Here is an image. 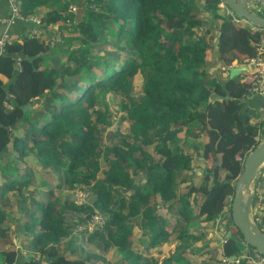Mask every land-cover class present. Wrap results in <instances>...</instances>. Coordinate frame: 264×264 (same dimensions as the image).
<instances>
[{"label": "trees", "instance_id": "16d2710c", "mask_svg": "<svg viewBox=\"0 0 264 264\" xmlns=\"http://www.w3.org/2000/svg\"><path fill=\"white\" fill-rule=\"evenodd\" d=\"M19 1L23 16H40L41 32L29 35L35 25L17 21L15 27L32 26L30 32L12 26L0 53V163L17 155L26 166H0L2 263L38 264L51 257L42 264H187L191 250L205 248L204 240L215 246L218 237L208 234L220 217L232 227L212 260L250 256L253 249L233 224L231 203L245 160L261 141L244 107L247 85L238 76L225 90L209 69L216 67L226 81L224 70L234 62L244 65L231 47L253 57L263 34L237 26L232 17L241 19L228 14L222 0H202L201 8L196 0ZM71 4L78 8L75 15ZM259 10L264 15V7ZM206 21L216 35L197 31ZM71 22L80 43H62L66 50L53 53V28H70ZM215 37L218 61L214 52L209 57ZM109 46L106 54L97 51ZM225 47L230 51L223 57ZM227 91L230 99L208 103L212 93ZM184 131L188 140L179 145ZM29 156H35L32 165L25 161ZM258 179L255 213L264 170ZM78 192L85 205L76 202ZM96 213L105 223L89 231ZM195 218L205 224L202 232L191 230ZM15 233L31 235L24 246L32 253L23 257L11 249ZM133 235L138 240L129 247ZM145 246L164 247L161 263ZM170 246L175 248L168 252Z\"/></svg>", "mask_w": 264, "mask_h": 264}, {"label": "rangeland", "instance_id": "374dc122", "mask_svg": "<svg viewBox=\"0 0 264 264\" xmlns=\"http://www.w3.org/2000/svg\"><path fill=\"white\" fill-rule=\"evenodd\" d=\"M69 1H71V0H69ZM73 1V0H72ZM86 1L87 0H82V3H85L86 4ZM204 2L202 1V0H196V5H197V7L198 8H201V6H202V4H203ZM93 6H95V5H92L91 7H93ZM214 13L213 12H207V15L208 16H212ZM40 17V16H39ZM233 18V21L235 22V24L237 25V26H240V27H245V28H248L249 30H251V31H253V29H252V27L249 25V24H247V23H245L244 21H242V20H238L237 18H234V17H232ZM74 24H76V23H70L69 25H70V28H65L64 26H62V25H57V26H55L54 28H53V32H54V36H53V38L52 39H48V41L50 42L49 44L51 45V51H53V53H59V52H61V53H63V51H65L66 50V48H64V49H62V48H60V46H61V44L62 43H64V45L63 46H70V45H77L78 43H80L79 42V38H77V36L76 35H74L73 34V27H74ZM205 25L203 26V27H201V28H198L197 29V31L199 32V33H202V32H204L205 30H211L212 31V34H215L216 35V30H214V28H212V26L210 25V23H209V21H206L205 23H204ZM221 24V22H219V21H216V26H218V25H220ZM63 29H65V30H63ZM36 31V32H35ZM41 32V30H40V28H39V26H35L34 27V29H33V31L32 32H30V34L29 35H31V34H35V33H37V32ZM103 35H107V36H109L110 35V33H109V31H108V29H106V28H104V33H103ZM44 38V37H43ZM47 37L45 36V39H46ZM47 41V40H46ZM217 41H218V39H216V37L214 38V41L212 42L213 43V46H214V49H213V51L211 50V52H210V54H209V57L210 58H213L214 57V54H213V52L216 54V58H217V61H218V56H219V53H218V47H219V45H217ZM112 50V46H109L107 49H105V50H101V49H99V48H97V51H99L100 52V54L101 55H103L104 53L106 54L108 51H111ZM226 51H230V49L228 48V47H225V52L224 53H222V56L224 57V56H226ZM245 59V58H244ZM243 59V60H244ZM249 59V58H248ZM234 63H236V64H238L237 62H234ZM246 63V61L244 60V64ZM234 65V64H233ZM233 65H232V67H233ZM230 70V69H229ZM224 73H223V76H224V79L225 80H227V76H228V74H229V72L227 73V71L226 70H224L223 71ZM242 74V73H241ZM244 75H246V77H249L250 78V73L249 74H242V75H239V77L237 78L238 80H236V78H234L237 82L240 80V79H242V77L244 76ZM241 81V80H240ZM248 81H250V80H248ZM61 82V81H60ZM241 83V82H240ZM213 94V93H212ZM211 94V95H212ZM210 98V97H209ZM107 99H108V101H110L111 102V99H110V97H107ZM224 101V100H223ZM208 103H209V99H208ZM115 122L118 124L119 122H120V116H118L116 119H115ZM252 123L256 126V134H257V140H259V141H263L264 140V117H256V118H253L252 119ZM179 145L182 143V142H184V141H186V140H188L187 139V137H186V132L184 131V132H182V133H180L179 134ZM107 140V139H106ZM109 141H114L112 138H108V140H107V142H109ZM201 142H203V139H201ZM152 154V153H151ZM11 156H13V155H7V157L5 158V161H3V163H0V166H3V165H8V166H11V167H9L10 168V170L12 171L13 169V167H16V166H19V167H21V169H25V167L26 166H24V165H22V164H19V162L17 161V158H18V156L16 155V156H13V158H11L10 159V157ZM25 161H26V163L28 164V165H32L35 161H36V159H35V156H29V157H27L26 159H25ZM198 170V169H197ZM263 170H264V167H263ZM37 172V174H35V175H37L36 177H37V180L38 181H40V178H41V172L39 171V170H36ZM196 172V171H195ZM263 171L261 170V172L260 173H262ZM196 174H198V173H196ZM259 176H260V174H259ZM260 179V178H259ZM259 179L257 180V182L259 181ZM62 180V181H61ZM63 180H64V176L63 175H61V176H59V180L58 181H60L61 183L63 182ZM44 189H46L45 187H44ZM186 191V189H184V191L183 192H185ZM255 191H256V189H255ZM75 199H76V202L78 203V204H83V205H85L87 202H88V200L85 198V196L83 195V193H80V192H78L76 195H75ZM257 200H259V202L261 203V206H260V208H257V213H255L254 212V218H255V220L264 228V191H263V197H260V198H257ZM256 200V201H257ZM255 204V203H254ZM0 205H3V204H1L0 203ZM16 209H11V211L12 212H16L15 211ZM256 214V215H255ZM103 218V215L101 214V213H96L95 214V216L87 223V229L89 230V231H95V230H97L100 226H103V224H104V222H105V219H102ZM172 219V220H171ZM170 220V222L171 223H174V219L173 218H171ZM17 219H14V221H16ZM22 220V219H21ZM226 220V221H225ZM230 221L229 220H227V219H225V218H223V217H220V218H218V219H216L215 221H214V223H215V225H214V230L211 232V233H209L208 234V238H211V237H213V236H217L218 237V240H217V242H216V244H215V246H212V245H209L210 244V242L209 241H206V240H204V242H203V246H205V248H202L201 250H198V249H193V250H191V252L192 253H194V256H191V257H187V259H189L188 260V263L187 264H204V262L203 261H209V264H236L237 263V260L235 259V260H231L230 258L228 259V260H225L224 258H222L221 259V262L222 263H219L218 262V260H212V252H213V250L214 249H218V248H220V249H222V247H223V244L225 243V233L229 230V227H232V225L231 226H228L227 227V225H228V223H229ZM7 223H9V222H7ZM14 223V222H13ZM223 223H227V224H225V227L224 228H222V225H223ZM6 226H10V225H8V224H5ZM205 224H201L200 222H199V218H195L193 221H192V223H191V230L193 231V232H202L203 231V229H202V226L203 227H205L204 226ZM82 228L81 227H79V230H81ZM169 230H172V226L170 225V228H169ZM229 235V234H228ZM174 237H175V235H173ZM30 238H31V235H26V234H22V233H15V234H13L12 236H11V241H12V248L11 249H15V250H21L22 251V255H23V257H25V256H27V255H29V252L30 253H32L33 251H31V250H27L26 248H25V246H27L28 245V242H29V240H30ZM138 240V237L137 236H135V235H133L130 239H129V241H128V244H129V247L131 246H133V245H136V242L135 241H137ZM173 243V242H172ZM25 245V246H24ZM176 245V244H175ZM206 245H208V246H206ZM146 248H147V250L149 251V250H151V249H149L147 246H145ZM174 248L175 247H173V246H170L169 247V249H168V252H170V250L171 251H173L174 250ZM164 247L163 246H159L158 248H157V252L155 251V249L154 250H151V255H153V256H155V257H157V256H159V257H157L158 259V261H159V263H161V261L163 260V256H162V254L161 253H163L164 252ZM163 250V251H162ZM2 251H4V246L2 245V244H0V253L2 252ZM162 251V252H161ZM209 252V253H211L209 256H207L206 254H203V252ZM253 253H255V251L253 250L252 251ZM221 253V252H220ZM159 254H161V255H159ZM157 255V256H156ZM111 257H112V255H110ZM1 257V256H0ZM2 260V258H0V261ZM111 260H114L113 258L111 259ZM239 261H240V263H241V259H239ZM1 264H3L2 262H1ZM88 264H98V262H97V260H95V259H92Z\"/></svg>", "mask_w": 264, "mask_h": 264}, {"label": "water", "instance_id": "95a60500", "mask_svg": "<svg viewBox=\"0 0 264 264\" xmlns=\"http://www.w3.org/2000/svg\"><path fill=\"white\" fill-rule=\"evenodd\" d=\"M227 9L236 17L249 24L251 27L264 29V15L259 10L260 6L264 7V0H222ZM8 29L7 25L0 26V38ZM220 41H217L219 45ZM34 59H29L33 62ZM248 67L245 65L231 67L229 70V78L224 81L221 79L220 73L216 67L209 69V74L215 77L218 84L225 90L229 80H232L243 72H247ZM216 99H230L227 91L225 96L213 93L209 98V103ZM28 105L23 110L30 109ZM264 167V140L259 143L247 156L242 174L235 183L234 198L231 203V215L234 226L241 232L245 244L253 249L257 254L264 256V230L254 218V195L257 180L261 170ZM196 173L202 174L203 170L198 169ZM231 233H229V236ZM249 249H245L248 252ZM235 260L236 256L230 258ZM26 260H29L28 258ZM53 258H40L36 262L38 264L49 263Z\"/></svg>", "mask_w": 264, "mask_h": 264}, {"label": "built area", "instance_id": "2783aa9c", "mask_svg": "<svg viewBox=\"0 0 264 264\" xmlns=\"http://www.w3.org/2000/svg\"><path fill=\"white\" fill-rule=\"evenodd\" d=\"M7 1L9 4V14L8 16H3L0 13V26L7 25L8 29L10 30V28L17 21L20 20L25 22H32L35 26L40 25L39 17L26 18L21 14L19 0H7ZM221 7L224 8V5H221ZM77 10L78 8L75 4L70 5V12L72 14L75 15L77 13ZM230 13L231 12H228V14ZM8 29L3 33L2 37L0 38V53L4 52L5 44L8 41L9 37L11 36ZM252 29L255 32L262 33L264 36V29H260L256 27H252ZM21 62H22L21 58H17L16 67L18 71L21 70ZM244 65L248 67L247 72L248 74L250 73V78L244 75L241 79V83L247 85L248 95H252V96L256 95L264 98V43L263 42L258 47L255 56L247 59ZM239 259H241V261H247L248 264H264V256H261L256 252L252 253L250 256H241ZM239 259H236L237 260L236 264H240Z\"/></svg>", "mask_w": 264, "mask_h": 264}, {"label": "crops", "instance_id": "0c3cea01", "mask_svg": "<svg viewBox=\"0 0 264 264\" xmlns=\"http://www.w3.org/2000/svg\"><path fill=\"white\" fill-rule=\"evenodd\" d=\"M0 12H2V14L4 16H8V14H9V4H8V1L7 0H0ZM17 23L18 22H16L13 25V27H15L17 25ZM15 28L16 29H14V30H19L23 35L24 34L28 35V33L30 32L28 30L31 29L32 26L30 27V25L29 26H25L23 24H20L19 26L15 27ZM231 49H233V51H236L238 53V55L242 59L246 58L247 51L244 50L243 48H237V46H235V47H231ZM247 59L248 58H246L244 60L246 61ZM235 66H242V65H238V64L234 63L233 67H235ZM246 99H247V102L244 105L245 110L248 113H251L254 118L259 117V116L260 117L261 116L264 117V98L261 97V96H256V95L255 96L254 95L252 96V95H250ZM262 171H263V169H262ZM1 262H2V260L0 261V264H1Z\"/></svg>", "mask_w": 264, "mask_h": 264}]
</instances>
